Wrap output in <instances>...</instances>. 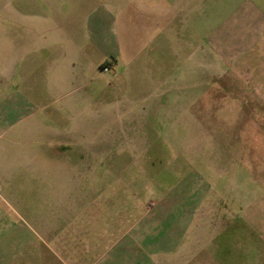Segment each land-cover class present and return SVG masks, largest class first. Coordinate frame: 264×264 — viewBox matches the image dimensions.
<instances>
[{
    "label": "crops",
    "instance_id": "0c3cea01",
    "mask_svg": "<svg viewBox=\"0 0 264 264\" xmlns=\"http://www.w3.org/2000/svg\"><path fill=\"white\" fill-rule=\"evenodd\" d=\"M225 11L229 16L209 25ZM134 26L148 35L132 39ZM134 42L153 43L152 57L133 50ZM193 89L199 93L188 106L224 100L247 108L246 122L264 124V0H0V122L7 121L9 138V147H0V172L17 169L15 139L34 138L33 123L39 127L41 116L47 120L49 107H56L55 135L41 138L48 142L39 150L21 154L24 169L57 172L54 181L36 185L58 188V172L80 167L41 156L109 155L112 139L141 137L148 116L162 119L172 110V121L182 120L174 107ZM113 106L135 108L141 117L124 110L117 124ZM145 106L154 114L144 116ZM198 116L207 121L203 113ZM79 199L58 193L46 198L51 213L40 219L51 222L41 221L45 237L38 264H206L202 255L214 247L193 245L186 237L189 227L177 228L172 214L146 212L122 232L121 243L96 259L101 241L96 242L95 213L76 212ZM64 202L71 210L65 211ZM5 219L0 212V247L9 248L6 236L14 229ZM0 264L15 259L0 256Z\"/></svg>",
    "mask_w": 264,
    "mask_h": 264
},
{
    "label": "rangeland",
    "instance_id": "374dc122",
    "mask_svg": "<svg viewBox=\"0 0 264 264\" xmlns=\"http://www.w3.org/2000/svg\"><path fill=\"white\" fill-rule=\"evenodd\" d=\"M229 14L230 11L217 12L209 25ZM143 31L141 26H134L129 36L137 40L148 35ZM17 45L23 44L17 42ZM81 46L97 51L91 44ZM133 46V50H142L152 57L153 43L134 42ZM149 61L152 60L146 58L145 62ZM105 69L103 72L108 73L109 68ZM105 75L106 83L111 80L113 84L112 76ZM196 82L199 80L193 81ZM198 93L194 89L187 91L181 105L174 107L182 120L172 121V110L168 117L167 110L160 108L161 112L166 111L165 118L148 116L153 127L144 120L147 129L142 135L139 133V138L112 139L109 155L41 156L48 163H76L80 167L76 171H67L65 167L63 172H58V178L63 179L58 188L36 185L44 179L54 181L57 172L50 168L24 169L25 157L21 154L39 150L48 142L41 138L55 135L52 113L56 107H49L47 120L41 116L39 127L33 123L34 138L15 139L10 151L17 154V169L0 172V212L14 229L6 236L10 239L9 248L0 247L1 259L6 261L9 255L15 264H38L45 237L41 221L51 222L48 217L40 219L51 213L45 200L58 193L64 197L79 196L76 212L95 213L96 242L101 241L96 259L103 258L110 245L121 243L122 232L132 228L135 217L158 212L159 216L172 214L177 228L189 227L186 237L193 245H214L202 255L206 264H264V124L246 122L248 109L224 100L188 106ZM152 108L145 106L144 116L153 113ZM111 109L117 124L123 119L124 110L132 109V116L141 117L140 110L136 112L135 108L113 106ZM200 113L207 121L199 122ZM190 119H193L191 123ZM8 141V123L1 121L0 147L8 148ZM96 142L101 144L103 139ZM93 163L95 169H88ZM71 205L64 202L65 211L71 210L68 209ZM127 237L123 243L131 239Z\"/></svg>",
    "mask_w": 264,
    "mask_h": 264
},
{
    "label": "built area",
    "instance_id": "2783aa9c",
    "mask_svg": "<svg viewBox=\"0 0 264 264\" xmlns=\"http://www.w3.org/2000/svg\"><path fill=\"white\" fill-rule=\"evenodd\" d=\"M106 70V69H105Z\"/></svg>",
    "mask_w": 264,
    "mask_h": 264
}]
</instances>
